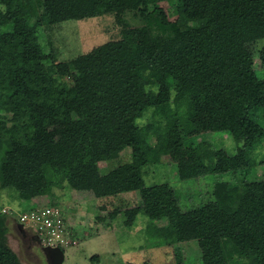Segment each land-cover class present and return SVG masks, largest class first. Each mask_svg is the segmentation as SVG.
Here are the masks:
<instances>
[{"label": "trees", "instance_id": "obj_1", "mask_svg": "<svg viewBox=\"0 0 264 264\" xmlns=\"http://www.w3.org/2000/svg\"><path fill=\"white\" fill-rule=\"evenodd\" d=\"M162 1L0 0V178L24 180L15 192L27 203L49 197L57 181L68 190L88 186L96 198L136 192L150 247L195 240L201 264H264V180L243 178L228 188L215 181L209 199L183 211L169 183L145 185L143 178L166 153L169 131L203 112L210 132L227 133L236 144L231 154L210 141L193 146L205 176L255 163L250 153L264 140V76L254 62L258 56L264 65V0H168L172 22ZM146 5L173 26L174 37L59 62L40 30L39 7L58 23L124 9L139 10L142 20ZM50 66L71 83L56 82ZM97 85L101 96L94 95ZM150 85H158L154 102ZM7 105L14 112L9 134ZM144 116L150 119L141 122ZM62 124L73 139L55 142L50 133ZM126 148L129 162L99 167ZM229 232L245 249L239 258L221 238ZM6 235L0 214V264H22Z\"/></svg>", "mask_w": 264, "mask_h": 264}, {"label": "rangeland", "instance_id": "obj_2", "mask_svg": "<svg viewBox=\"0 0 264 264\" xmlns=\"http://www.w3.org/2000/svg\"><path fill=\"white\" fill-rule=\"evenodd\" d=\"M40 0H38V3ZM168 10V20L176 17L174 3L168 0L159 3ZM146 15L138 19L139 10L124 9L120 12H104L96 16L77 20L51 23L44 8L39 7L40 30L57 61H68L77 56L93 57L113 49H134L150 43L154 36L174 37L171 24L161 23L154 6L141 7ZM192 31V30H191ZM190 32V31H188ZM187 32V33H188ZM259 46H264V40ZM259 76H264V65L258 56L254 59ZM50 76L58 83L70 82V78L58 76L54 68H48ZM150 85L148 98L155 101L156 87ZM94 95L101 96L102 88H94ZM79 94V92H76ZM95 102L84 103L92 107ZM13 107L7 105L3 113L4 132L13 133ZM208 114L200 113L192 119L182 121L166 136V153L159 163L144 168L145 185L167 182L175 191L178 205L184 211L204 203L215 181L225 187L248 180H264V140L261 147L253 150L250 157L255 163L248 168H236L215 175L205 176L199 160L192 150L198 143L210 141L217 148L233 153L236 144L227 133L210 132ZM149 120L144 116L141 122ZM55 142L73 139L72 128L62 124L51 131ZM131 160L130 149L122 150L111 160L99 163L103 171L110 170ZM24 180L3 173L0 178V214L7 226V244L18 255L22 264H47L42 251L43 244L34 239L32 230L24 227L22 233L18 215L45 205L60 208L64 217V237L70 241L62 245V264H201L200 248L195 240L181 242L175 246L150 247L148 238L142 234L145 218L139 213V197L136 192H124L96 198L88 186L79 190H68L59 181L53 183L52 194L35 197L27 203L17 199L16 190ZM34 206L32 209L28 208ZM28 208V209H27ZM5 210L4 212L2 210ZM111 213L116 217L111 218ZM25 233L26 236H23ZM225 244L232 250L234 258L245 253L238 234H221Z\"/></svg>", "mask_w": 264, "mask_h": 264}, {"label": "built area", "instance_id": "obj_3", "mask_svg": "<svg viewBox=\"0 0 264 264\" xmlns=\"http://www.w3.org/2000/svg\"><path fill=\"white\" fill-rule=\"evenodd\" d=\"M5 211L4 209L2 210ZM19 226L22 230L29 227L35 240L43 247L67 246L70 241L64 237V217L59 207L46 205L35 210L18 215Z\"/></svg>", "mask_w": 264, "mask_h": 264}, {"label": "water", "instance_id": "obj_4", "mask_svg": "<svg viewBox=\"0 0 264 264\" xmlns=\"http://www.w3.org/2000/svg\"><path fill=\"white\" fill-rule=\"evenodd\" d=\"M19 228H20L21 232L23 233L24 231L21 229L20 226H19ZM42 251H43L44 256L46 258L47 264H62L63 263L64 252H63L62 248H60L58 246H56V247L46 246V247L42 248Z\"/></svg>", "mask_w": 264, "mask_h": 264}, {"label": "crops", "instance_id": "obj_5", "mask_svg": "<svg viewBox=\"0 0 264 264\" xmlns=\"http://www.w3.org/2000/svg\"><path fill=\"white\" fill-rule=\"evenodd\" d=\"M23 235L26 236L25 233Z\"/></svg>", "mask_w": 264, "mask_h": 264}]
</instances>
